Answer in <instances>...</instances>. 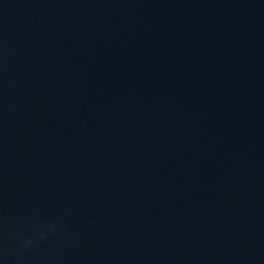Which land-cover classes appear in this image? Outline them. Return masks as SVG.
I'll return each instance as SVG.
<instances>
[{
    "label": "water",
    "instance_id": "obj_1",
    "mask_svg": "<svg viewBox=\"0 0 264 264\" xmlns=\"http://www.w3.org/2000/svg\"><path fill=\"white\" fill-rule=\"evenodd\" d=\"M0 264H264V29L0 0Z\"/></svg>",
    "mask_w": 264,
    "mask_h": 264
}]
</instances>
